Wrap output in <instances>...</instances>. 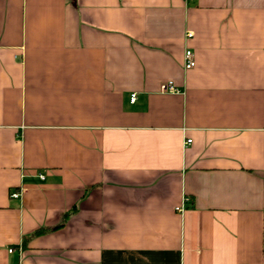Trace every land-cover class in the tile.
I'll list each match as a JSON object with an SVG mask.
<instances>
[{
	"label": "crops",
	"instance_id": "crops-1",
	"mask_svg": "<svg viewBox=\"0 0 264 264\" xmlns=\"http://www.w3.org/2000/svg\"><path fill=\"white\" fill-rule=\"evenodd\" d=\"M0 264H264V0H0Z\"/></svg>",
	"mask_w": 264,
	"mask_h": 264
},
{
	"label": "built area",
	"instance_id": "built-area-1",
	"mask_svg": "<svg viewBox=\"0 0 264 264\" xmlns=\"http://www.w3.org/2000/svg\"><path fill=\"white\" fill-rule=\"evenodd\" d=\"M192 36V33L191 32H188L186 33V37H191ZM194 60H193V56H192V53L190 50H186L184 52V64H183V68L184 70H189V69H192L194 67ZM160 92L161 93H168V94H173V93H178L179 90L171 83V82H166V83H163L161 86H160ZM135 100V94H131L130 95V102H134ZM187 143L190 142V140H187L186 141ZM41 179H43L42 176H40ZM10 197L11 198H18L19 197V192H12L10 193ZM9 252H11L12 250H8Z\"/></svg>",
	"mask_w": 264,
	"mask_h": 264
},
{
	"label": "trees",
	"instance_id": "trees-1",
	"mask_svg": "<svg viewBox=\"0 0 264 264\" xmlns=\"http://www.w3.org/2000/svg\"><path fill=\"white\" fill-rule=\"evenodd\" d=\"M61 226H62V225H58V226H56L54 229H57V228H59V227H61ZM40 233H41L40 230L35 231V232L32 233L29 237L24 238V242H25L26 240H28V239L34 237V236L39 235Z\"/></svg>",
	"mask_w": 264,
	"mask_h": 264
}]
</instances>
